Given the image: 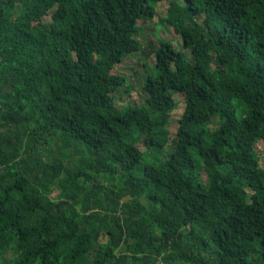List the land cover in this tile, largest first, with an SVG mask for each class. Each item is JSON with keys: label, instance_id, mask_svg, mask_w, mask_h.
I'll use <instances>...</instances> for the list:
<instances>
[{"label": "trees", "instance_id": "1", "mask_svg": "<svg viewBox=\"0 0 264 264\" xmlns=\"http://www.w3.org/2000/svg\"><path fill=\"white\" fill-rule=\"evenodd\" d=\"M164 1L0 0V264H264V0H170L119 108Z\"/></svg>", "mask_w": 264, "mask_h": 264}, {"label": "rangeland", "instance_id": "2", "mask_svg": "<svg viewBox=\"0 0 264 264\" xmlns=\"http://www.w3.org/2000/svg\"><path fill=\"white\" fill-rule=\"evenodd\" d=\"M169 7L170 0H165L159 4L157 16L154 20H152V22H139V27L142 29V32L139 34L138 39L143 44L144 50L128 56L123 63L117 65L114 69L115 73L125 76L128 80L127 86L116 93V103L119 108L127 105L128 103L136 105L144 101L142 83L144 77H147L148 67L146 66L149 65L152 68L155 67L156 56L153 53V49L159 47L160 41L163 40L172 42L178 50L186 52L191 57V52L190 50L185 49L181 36L176 33L174 28L164 21L168 15ZM127 88L131 89L129 93L125 92ZM174 99H176L177 110L172 115L171 125L169 127L171 139L176 137L178 129L177 123L182 117L184 111H186V96L184 94H178ZM211 127L213 129L216 128L215 125ZM135 136H138L136 132ZM140 150L146 153L149 157L154 155L153 152L148 150L142 142L140 144ZM256 150L261 159V166L264 168L263 141L256 145ZM167 151H169L168 148ZM164 158H166V155H164ZM57 194H55V196Z\"/></svg>", "mask_w": 264, "mask_h": 264}]
</instances>
